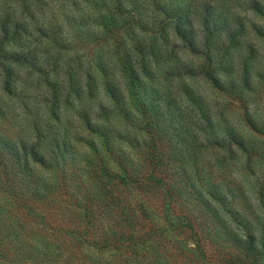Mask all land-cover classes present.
I'll list each match as a JSON object with an SVG mask.
<instances>
[{
	"label": "trees",
	"instance_id": "1",
	"mask_svg": "<svg viewBox=\"0 0 264 264\" xmlns=\"http://www.w3.org/2000/svg\"><path fill=\"white\" fill-rule=\"evenodd\" d=\"M118 1L122 3V0ZM148 1L162 18L157 16L147 21L148 37L144 29V40L141 42L142 38L136 37L132 47L127 45L124 36L116 33L113 16L109 17L110 11L120 14L119 5L118 10L115 3L114 9L111 7L102 16L94 17L98 25L106 28L105 37L108 41L111 39L112 52H121L116 59L117 71L113 77L108 75L104 64H97L105 77L100 83L102 97L96 101L98 109L95 111L100 115L109 112L111 117L108 132L100 125H93L88 113L83 112L86 126L103 140L101 147H95L94 141L76 138L90 151L84 165L73 162L74 146L70 137L60 141L56 139V133L49 144L44 143L42 136L35 141L23 138L15 141L14 138L2 137L0 133V182L12 174L15 179L8 185L12 184L14 190L21 192L20 199L25 200L0 201V252L4 244L11 245L15 238L28 236L31 240L22 243L27 250L20 260L23 264L25 261L36 264H264V201H253L235 174V169L243 165L242 157H245L247 166L252 165L255 157L264 156V150L260 151L250 139H246L238 129L239 125L237 127L224 117L223 110L212 111L199 99L185 93L189 102H193V109L186 108L187 114L174 112V98L169 91H161L150 83L161 60L172 58L174 49L182 46L202 57L199 72L213 86L244 104L247 123L252 125V114L248 113L246 102L251 90L247 84L249 76L241 79L247 83L240 89L234 81L226 84L217 75L223 70L224 59L232 62L229 57L244 28L241 18L236 17V13L229 16L227 11L220 9L221 0ZM104 5L109 6L107 1ZM250 8L264 16L261 3L252 1ZM155 11L153 13L156 14ZM60 18H65L68 25L71 22L67 12L63 11L54 18L57 19L56 28ZM228 18H233L232 22ZM109 21L110 27L107 26ZM64 26L60 22L61 34L54 37V42L64 41L67 36L62 29ZM24 28L17 22L0 26V66L4 68L0 81L5 91L10 92L15 86V76L18 77L20 72L16 67L36 65L34 48L17 42L22 40L19 32ZM109 29L113 33H109ZM171 37L175 40L171 41ZM14 41L17 43L12 48L5 45ZM170 42L173 46L164 50L163 45ZM51 61L49 73L62 75L53 64V57ZM169 61L172 62L171 67L163 71L166 76L174 77L175 71L178 75L193 71L188 62L180 64L174 58ZM228 67L233 68L232 65ZM86 79L87 85L94 90L97 85L92 75L88 74ZM45 80L50 81L47 74ZM68 81L73 84L77 76L72 75ZM54 88L53 97L57 102L58 91ZM104 98L110 104L105 103ZM133 112L140 121L138 129L147 137L140 144L141 150L146 149L142 161L144 171H140L133 157L130 158L129 153L123 150V142L132 148L140 146L132 144L125 134L126 128L122 130L121 121L125 122ZM5 114L0 104V120H4ZM216 117H221L218 122ZM56 118L59 119L58 116ZM112 118L116 123L110 121ZM179 120L193 122L196 130L203 133L200 145L204 143L206 147L215 149L213 158L196 154L199 147L197 134L192 140H185L175 127L171 133L167 131V126ZM175 137L179 140L175 141ZM135 139L139 142L138 137ZM179 142L182 145L180 149L188 152L178 151ZM44 144L45 149H42ZM107 165L109 187L102 186L99 191L106 201L76 199L78 190L86 186L82 189L85 191L92 182H100L97 172ZM74 166L76 172L70 170ZM40 168L55 173L56 183L63 181L67 186L63 190L74 201H57L58 205L56 201H49L57 185H44L48 176L41 175ZM134 190L162 195L164 201H133ZM56 211L66 218L54 223L48 217ZM46 236L48 239L45 241ZM190 241L194 244L192 249L185 244ZM80 250L87 253L86 256L90 255V260L87 258L89 262L81 260Z\"/></svg>",
	"mask_w": 264,
	"mask_h": 264
},
{
	"label": "rangeland",
	"instance_id": "2",
	"mask_svg": "<svg viewBox=\"0 0 264 264\" xmlns=\"http://www.w3.org/2000/svg\"><path fill=\"white\" fill-rule=\"evenodd\" d=\"M77 1V2H76ZM0 0V26L7 23L13 25L19 23L25 28L20 30L22 36L21 41L23 45H31L36 53L35 66H18L16 67L19 72L18 77L15 76L16 81L13 83V89L5 91L0 81V104L3 105L5 116L4 120H0V133L2 137L14 138L15 141H20L23 138L26 141H35L42 136L45 140L44 143L51 144V139L57 133L56 139L60 141L64 137H70L72 140L73 162L81 163L84 165L90 151L87 145L77 141L76 138L85 137L89 141H94L95 147H101L103 140H100L95 134H93L90 127L86 126L83 121V112L88 113L91 123L93 125H100L109 132V112L100 113L95 110L98 109V105H95L99 97H102V90L100 83L104 79V74L97 67V64H104L106 71L110 77H113V73L117 71L116 59L120 55L121 50L112 52L111 39L105 37V30L102 25L96 23L98 15H103L110 11L111 7L114 9L116 3V9L118 5L120 14L112 11L109 12V17L113 16L114 27L116 33L127 39L126 43L132 47L135 44V39H141L144 35L148 37L150 30L145 28L148 25L147 21H152L153 17L162 16L150 6L148 0H122V3L118 0ZM107 3L109 6H105ZM252 1L259 2L264 5V0H221L219 2V8L227 11L226 13H236L241 18L242 28L240 39L236 44V47L232 50L233 54L229 59L232 62H227L224 59L223 70L218 72L219 78L226 84L234 81L237 84V88H243L247 83L241 79L246 75L249 76L248 85L251 88L247 94L248 113L252 114V125L247 123L246 120V108L240 100H236L228 92L219 90L202 74L199 72V66L202 63V57L197 54L191 53L186 48L178 46L173 51V56L170 59L161 60V64L156 67V74L153 80H150L152 85L159 87L161 91H169L174 98V112L183 111L187 114L188 109H193V102H189V98H186L185 93H189L192 97L199 99L203 102L207 108H212V111L223 110L224 117L231 122H234L239 130L245 135V138L250 139L252 143L256 145V148L260 151L264 150V16L255 13L250 8ZM63 11L67 12L71 22L68 25L65 18L58 20V27L56 28V22L54 19L58 13ZM153 11L156 12L153 13ZM230 12V13H228ZM57 13V14H56ZM141 14V16L139 15ZM58 17V16H57ZM60 17V15H59ZM139 18H141L139 20ZM110 18L109 20H113ZM232 22L233 18H228ZM144 22V25L141 24ZM60 22L65 25L62 29L67 33L64 37V41L56 43L53 41L55 36L60 37L59 28ZM138 22V24L136 23ZM107 23V22H106ZM111 26L110 21L107 24ZM238 27V26H236ZM26 29V31H25ZM55 30H58L55 32ZM113 30L109 29V33H113ZM55 32V33H54ZM135 32V33H134ZM110 35V34H109ZM130 36V37H129ZM70 40H69V39ZM137 39V40H138ZM171 41L175 38L171 37ZM55 40V39H54ZM144 40L142 38L141 42ZM69 41V42H68ZM71 41V42H70ZM16 42V43H17ZM161 40L159 41V43ZM14 42L5 43L8 48H12ZM25 43V44H24ZM28 43V44H27ZM164 42H162L163 44ZM173 46V43L164 44V50H169ZM59 46V47H58ZM158 48V47H157ZM220 53V52H219ZM47 57L49 62L47 64ZM57 65V69L60 72V76H55L53 73H49V64ZM182 62H188L191 64L193 71L191 73L176 74L174 77L166 76L163 71L164 68H170L173 59ZM217 58H215L216 60ZM226 65V66H225ZM228 65H232L233 68H229ZM15 64H13V67ZM224 67H227V71ZM3 67L0 66V76L3 74ZM45 72L50 81L46 82ZM17 72V71H15ZM92 75L93 80L96 83V87L92 90L87 84V75ZM170 74V73H169ZM72 75L77 76V81L70 83L68 81ZM83 80L84 82H82ZM81 81V82H80ZM246 82V83H245ZM95 85V84H94ZM55 86V90L58 91L59 100L56 102L53 97L52 87ZM73 87L75 91L71 88ZM242 91V90H241ZM252 92V93H251ZM53 97V98H52ZM105 103L110 104V101L104 98ZM93 106V107H92ZM92 107V109H90ZM188 108V109H186ZM133 112L131 117L126 121H121L123 124L122 130L129 136L132 144L140 145L146 140V135L138 129L140 121L138 115ZM192 119L194 115L190 114ZM59 117L57 120L56 117ZM245 116V117H244ZM221 118V117H220ZM220 118H215V121H219ZM224 118V119H225ZM113 123L115 119H111ZM118 121V120H117ZM186 121V120H185ZM179 120L170 126H165L167 131L177 129V133L187 140H192L193 135H198L199 140L196 142L199 147L195 150L196 154L201 157H214L215 149L206 147L202 143L204 138L201 131L196 130L193 122ZM120 122L118 121V125ZM252 127V128H251ZM65 131L67 135L63 132ZM138 137V140L135 139ZM13 139V140H14ZM41 139V138H40ZM4 140V139H3ZM178 141V137L174 138ZM2 143V142H0ZM109 146V143H106ZM123 150L125 153H129V157L136 162L140 171H144V155L146 149H140L138 147H130L127 142H123ZM43 145V144H42ZM1 146V145H0ZM178 151L182 150L184 153L188 150L180 149L181 143H177ZM1 148V147H0ZM45 149V144L42 147ZM104 152V149L101 148ZM190 150V149H189ZM192 152V149H191ZM214 152V153H213ZM2 155V154H1ZM180 155V154H179ZM210 155V156H209ZM216 159V158H215ZM214 159V160H215ZM72 162V161H71ZM1 163V162H0ZM243 163L240 167H235V174L238 179L244 183L247 191L252 196L253 201H264V156L255 157L252 165H246L245 157H242ZM80 166V165H79ZM247 166V167H246ZM1 167V166H0ZM1 169V168H0ZM42 168H40L41 170ZM72 172H76V166L70 169ZM41 175L48 176V182L44 180V185L48 187L56 183L55 173H51L48 169H42ZM108 165L101 167L97 172V178L100 182H92L88 189L82 191L84 186L78 190L75 195L79 201H106L104 197L99 195L100 189L105 186L109 187ZM13 178V179H11ZM14 176L11 174L10 178L3 177L0 182V201H25L21 200V192L14 190L11 180H14ZM244 181V182H243ZM63 181L56 183L57 188L54 189L53 195L50 196L49 201H74L71 195L67 193L64 188H67ZM19 189V188H18ZM13 190V192H12ZM18 194H17V192ZM103 191V190H101ZM135 199L133 201H164L162 195L152 194L139 190L133 191ZM90 195L88 196V194ZM86 195V196H84ZM146 195V196H145ZM83 196V197H81ZM146 199V200H145ZM109 200V199H108ZM58 205V204H57ZM49 214V219H53L54 223L60 219L66 218L61 214L54 213ZM26 232H24L25 234ZM48 236L45 237V241ZM31 240L28 236L21 239L15 238V241L11 245H5L1 248L0 252V264H23L20 261L27 253L26 248L22 243ZM41 243V242H39ZM189 249H192L194 244L190 242L185 243ZM80 250L79 257L85 262H89L90 255H87L88 250ZM67 255L65 254L64 257ZM22 257V258H21ZM77 258V257H76ZM89 260H88V259ZM40 259V258H37ZM27 260V259H26ZM44 263L45 260L43 261ZM25 264H36L34 261H25ZM42 264V263H41Z\"/></svg>",
	"mask_w": 264,
	"mask_h": 264
}]
</instances>
